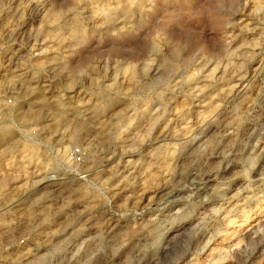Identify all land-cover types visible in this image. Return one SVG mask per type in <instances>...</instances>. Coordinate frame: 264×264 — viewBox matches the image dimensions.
<instances>
[{"label": "clouds", "instance_id": "obj_1", "mask_svg": "<svg viewBox=\"0 0 264 264\" xmlns=\"http://www.w3.org/2000/svg\"><path fill=\"white\" fill-rule=\"evenodd\" d=\"M0 264H264V0H0Z\"/></svg>", "mask_w": 264, "mask_h": 264}]
</instances>
